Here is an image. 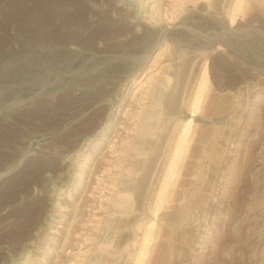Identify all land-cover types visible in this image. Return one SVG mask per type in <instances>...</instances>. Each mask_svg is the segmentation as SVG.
I'll return each mask as SVG.
<instances>
[{
  "label": "rangeland",
  "instance_id": "374dc122",
  "mask_svg": "<svg viewBox=\"0 0 264 264\" xmlns=\"http://www.w3.org/2000/svg\"><path fill=\"white\" fill-rule=\"evenodd\" d=\"M0 264H264V0H0Z\"/></svg>",
  "mask_w": 264,
  "mask_h": 264
}]
</instances>
